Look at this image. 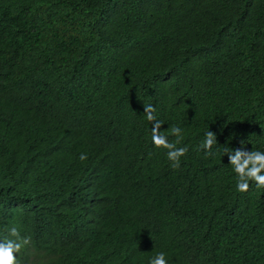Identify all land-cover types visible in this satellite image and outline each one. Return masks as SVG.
Instances as JSON below:
<instances>
[{
    "label": "trees",
    "instance_id": "obj_1",
    "mask_svg": "<svg viewBox=\"0 0 264 264\" xmlns=\"http://www.w3.org/2000/svg\"><path fill=\"white\" fill-rule=\"evenodd\" d=\"M149 104L182 130L179 168ZM240 147L264 151V0H0V240L31 237L20 264H264Z\"/></svg>",
    "mask_w": 264,
    "mask_h": 264
},
{
    "label": "clouds",
    "instance_id": "obj_2",
    "mask_svg": "<svg viewBox=\"0 0 264 264\" xmlns=\"http://www.w3.org/2000/svg\"><path fill=\"white\" fill-rule=\"evenodd\" d=\"M156 109L149 104L144 106V113L148 121L152 122L151 142L156 148H163L167 150V159L171 162V167L179 168L181 157L188 152V147H177L182 139L181 129L179 127H171L170 132L177 139L175 142H170L168 136L163 134L160 129L163 126V121L157 119L154 115ZM217 143V135L213 131L205 133L204 141L199 145V148L205 151L206 155H211L213 146ZM241 145L244 143L241 140ZM225 155L229 159V164L232 166L233 172L236 174V190L240 193L249 191L250 182H255L258 188H264V151L259 150H245L240 147L236 149L225 148ZM81 161L87 159L85 153L79 156ZM10 237L0 240V264H20L17 258V253H20L23 248L31 243V237H21L16 228H12ZM149 264H168L164 252L157 253L152 258Z\"/></svg>",
    "mask_w": 264,
    "mask_h": 264
}]
</instances>
